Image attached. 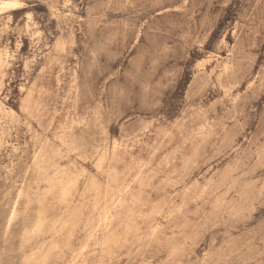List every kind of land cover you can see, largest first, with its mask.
Returning a JSON list of instances; mask_svg holds the SVG:
<instances>
[{"label":"rangeland","instance_id":"obj_1","mask_svg":"<svg viewBox=\"0 0 264 264\" xmlns=\"http://www.w3.org/2000/svg\"><path fill=\"white\" fill-rule=\"evenodd\" d=\"M0 264H264V0H0Z\"/></svg>","mask_w":264,"mask_h":264},{"label":"snow or ice","instance_id":"obj_2","mask_svg":"<svg viewBox=\"0 0 264 264\" xmlns=\"http://www.w3.org/2000/svg\"><path fill=\"white\" fill-rule=\"evenodd\" d=\"M11 6H13V7H18V5H11Z\"/></svg>","mask_w":264,"mask_h":264}]
</instances>
